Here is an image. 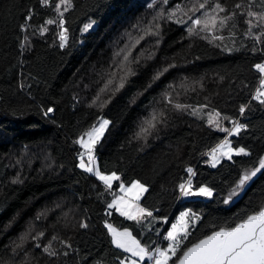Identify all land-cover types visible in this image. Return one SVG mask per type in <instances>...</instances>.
<instances>
[{"label": "trees", "instance_id": "1", "mask_svg": "<svg viewBox=\"0 0 264 264\" xmlns=\"http://www.w3.org/2000/svg\"><path fill=\"white\" fill-rule=\"evenodd\" d=\"M195 2L71 0L67 11L61 7L68 42L60 47V17L52 6L59 0H0V264H121L131 253L116 247L106 224L128 229L153 250L179 209L188 207L202 219L175 261L192 242L264 206V170L232 205L224 203L243 171L264 158V105L253 99L264 43L247 34L249 18L235 8L241 0H218L228 10L221 16L236 12L222 29L189 34L204 11L190 12ZM215 2L208 0L207 9ZM252 10L261 11L259 0ZM49 19L57 23L46 24ZM177 103L191 107L178 110ZM49 107L55 111L45 116ZM154 112L164 113L163 123L138 135ZM209 112H219L225 128L242 115L247 127L230 139L250 155L212 167L206 154L227 133L208 125ZM101 119L110 124L94 155L101 172L120 176L111 189L78 166L83 148L76 141ZM188 168L194 188L214 189L211 199L179 196ZM134 181L148 188L140 204L157 218L150 227L108 208L118 185ZM162 217L170 219L167 225ZM49 243L57 255L43 251Z\"/></svg>", "mask_w": 264, "mask_h": 264}, {"label": "snow or ice", "instance_id": "2", "mask_svg": "<svg viewBox=\"0 0 264 264\" xmlns=\"http://www.w3.org/2000/svg\"><path fill=\"white\" fill-rule=\"evenodd\" d=\"M45 5H49L50 0H42ZM163 3H167L168 0H162ZM208 0H196L193 6L189 9L193 14L204 10L201 17H198L192 21V26L188 28L189 34H198L197 28L201 32L214 33L217 28H223L226 26L229 20H232L236 16V12H231L228 15L221 16V13H226L228 10L221 5V3L215 2L211 10H208L206 5ZM257 4V0H241V3L235 5L236 9H244L241 12L242 15H246L249 19L246 21L249 25L248 35L253 36L254 40L257 42L264 43L262 37H264V0H259V5L261 11H253V6ZM55 11L59 14V27L62 31L59 32L60 47H65L68 42V29L64 27L63 15L64 12L61 11L63 6L64 11H67L69 7L72 6L71 0H59V3L52 5ZM151 7V5H149ZM177 11L183 12V9L177 7ZM175 11L169 13V18L175 16ZM161 15H163L161 13ZM187 15V12H184ZM252 18H255L256 23H253ZM27 20H31L32 17L29 15ZM191 19V17H189ZM177 23H184L185 21L177 20ZM57 23L56 20L49 19L46 24L51 25ZM92 27V24H86L84 26V31H88ZM253 28L260 29L258 35L252 33ZM47 27H42L41 32H47ZM214 39L223 40L224 37H213ZM232 51V49H227ZM237 51L239 49H236ZM253 52L257 51L254 47ZM260 51L264 52V48ZM130 55V54H129ZM129 55L123 57V62H127ZM122 62L121 67H124ZM255 69L262 74L260 79V85L256 89L253 99L257 100L261 105H264V62L257 63L254 65ZM125 74H133L130 68L125 70ZM158 78V77H157ZM121 82L119 87L124 86V77L120 78ZM112 81L109 80L108 84ZM107 88V85L105 86ZM118 90V89H117ZM168 103L171 104V98H167ZM174 107L178 110H187L189 105L175 104ZM207 105L201 106V109H193L191 114L197 115L203 108ZM245 105H241L240 113L245 112ZM55 110L51 107L47 108L44 115L47 116L49 113H53ZM164 113L159 114L153 113L151 118L145 122V126L140 129V136H147L151 134V131L157 127L158 123H163L162 117ZM203 118V117H201ZM220 113L219 112H209L207 113V123L209 126L216 127L219 131L225 132L228 136L239 135L240 132L246 129L247 125L241 124L238 121H232L231 128L221 127L219 123ZM224 119H230L224 117ZM110 121L107 119H101L99 126H93L91 130L86 132L81 136L76 143L81 145L85 150L83 153L79 154V167L85 172L92 173L100 181L103 182L107 189L113 187L114 181H120L121 178L115 172L111 174H104L100 171L99 166L96 162V157L94 155L96 145L100 143L101 138L104 135L105 130L108 128ZM87 137V139H85ZM233 154L236 156L240 155H250V153L243 147L233 148L231 142L228 139H224L216 148L212 149L211 153V165L216 167L222 157H226L231 160ZM85 156H87V163L85 162ZM264 170V158H261L258 162V167L251 170H245L240 175L236 182L235 188H232L228 197L224 200V203H230L234 196H238L240 192L244 191L246 186ZM189 178L187 181L179 184V196L181 198H191V197H205L211 198L214 195V189L208 185H200L198 187H193L191 177L195 175L193 169L188 168ZM119 191L121 194L112 193L113 199L111 203L108 204L109 209L115 208L116 211L128 220L135 221L137 224H144L147 220L146 226L150 227L152 222L157 218L153 215V212L145 207H142L139 203L142 194L148 189L140 181H134L130 186H125L123 182L119 185ZM151 218V220H148ZM165 223H168L167 217H162ZM202 217L193 212L192 209H186L179 212L178 216L175 218L168 229L166 235L163 237L164 240L168 241L166 247H156L154 250H150V244H142L139 239L133 236L132 232L128 229L123 231L118 230L113 227L112 224H106L108 231L112 235V242L117 248L123 249L125 252L131 253L130 257L125 259L129 264H143L145 260L151 261V264H264V206L260 210L248 214L245 219L241 222L235 224L234 227H220L219 230L211 232V234L203 236V238L197 239L192 242L190 246H187L181 254L177 257V260L173 261V257L177 256V253L181 249V245L189 239L193 234V230L196 222L200 221ZM82 227H87V224H82ZM159 235V230H157ZM43 236L41 232L39 234ZM23 239V238H22ZM53 239H56L53 237ZM19 246V245H18ZM39 247V245H37ZM68 247H71L70 245ZM44 252L48 253L49 256L57 255L55 250H52L51 243L47 247H44ZM68 253L65 252L64 255ZM134 258H138L134 259ZM124 264V261L121 262Z\"/></svg>", "mask_w": 264, "mask_h": 264}, {"label": "rangeland", "instance_id": "3", "mask_svg": "<svg viewBox=\"0 0 264 264\" xmlns=\"http://www.w3.org/2000/svg\"><path fill=\"white\" fill-rule=\"evenodd\" d=\"M93 25H94V24H92V26H93ZM96 126L98 127L99 124L96 125ZM85 139H87V137H85ZM225 139H228V140H230V142H231L230 136H229V137H226ZM80 146H81V145H80ZM231 146L233 147L232 142H231ZM233 148H234V147H233ZM84 151H85V150L83 149V152H84ZM83 152H82V153H83ZM234 156H236V155L233 154V157H234ZM233 157H232V158H233ZM224 159H227V158H226V157H222V158L220 159L219 163L222 162V160H224ZM85 162L87 163V156H85ZM219 163H217V165H218ZM210 164H211V157H210ZM257 175H258V174H257ZM254 178H255V177H254ZM254 178H253V179H254ZM252 181H253V180H252ZM252 181H251V182H252ZM251 182H250V183H251ZM140 183H141V182H140ZM250 183H249V184H250ZM249 184H248V185H249ZM130 185H131V184H130ZM130 185H125V186L127 187V186H130ZM248 185L246 186V188L248 187ZM145 187H146V186H145ZM146 188H147V187H146ZM246 188L244 189V191L240 192V194H239L238 196H234V197L232 198V201H231L230 203H227L226 205H227V206L232 205L237 199H239V198L243 195V193L245 192ZM147 189H148V188H147ZM146 192H147V191H146ZM146 192H144V193L142 194V197H141L139 203L141 202V200H142V198L144 197V195L146 194ZM116 194H118V195L121 194L120 191H119V189L117 190ZM211 198H212V197H211ZM211 198H205V197H191V198H184V199H185L186 201H188V200H192V199H205V200H209V199H211ZM140 205H141V204H140ZM113 209H115V208H113ZM186 209H190V208H188V207H182V208H180L179 211H178V212L176 213V215L174 216V219H173L172 223L175 222V218L178 216L179 212H181V211H183V210H186ZM115 210H116V209H115ZM117 212H118V211H117ZM172 223H171V224H172ZM197 223H198V222H196V224H197ZM171 224H170V226H171ZM196 224H195V225H196ZM113 227H114V226H113ZM115 228H116V227H115ZM169 228H170V227H169ZM118 230H119V229H118ZM120 231H123V230H120ZM167 231H168V230H167ZM167 231L164 233V236L166 235ZM164 236H163V237H164ZM163 237H162V239H161V244H160V247H161V248L166 247L167 244L169 243L168 241L164 240ZM164 242H167L166 245H165ZM129 257H130V256H129ZM134 259H137V260H138V258H134ZM123 261H124V264H129V262H128L126 259L123 260ZM146 261L148 262V260H145L144 262H146ZM144 262H143V264H144ZM169 263H170V262H169Z\"/></svg>", "mask_w": 264, "mask_h": 264}, {"label": "built area", "instance_id": "4", "mask_svg": "<svg viewBox=\"0 0 264 264\" xmlns=\"http://www.w3.org/2000/svg\"><path fill=\"white\" fill-rule=\"evenodd\" d=\"M64 27L65 28H67L66 27V22H65V20H64ZM60 28V27H59ZM60 31H62V29L60 28ZM233 120H235V121H238L239 123H241V124H245L244 122H243V120H242V115L240 116V117H238V118H235V119H233ZM232 120V121H233ZM232 121H231V123H230V126H229V128H231L232 127ZM227 137H229L228 136V134H227ZM216 148V147H215ZM214 149V148H213ZM211 151L212 150H210L207 154H206V156L207 157H211L209 154L211 153ZM194 171V170H193ZM191 179H192V177H191ZM167 220H168V222H169V218H167ZM168 223H165V225H167ZM161 239H162V237H160L158 240H157V242L155 243V246H154V249L156 248V247H160V244H161ZM153 249V250H154ZM146 264H151V261H148Z\"/></svg>", "mask_w": 264, "mask_h": 264}]
</instances>
